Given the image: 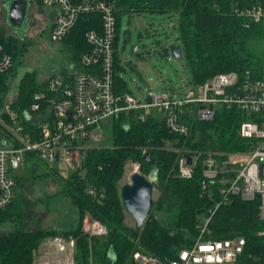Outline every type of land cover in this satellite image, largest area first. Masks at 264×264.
<instances>
[{"label":"trees","instance_id":"trees-1","mask_svg":"<svg viewBox=\"0 0 264 264\" xmlns=\"http://www.w3.org/2000/svg\"><path fill=\"white\" fill-rule=\"evenodd\" d=\"M114 1L119 18L122 11H148L158 14L178 13L179 46L190 71L189 82L201 84L208 78L223 72L249 70L256 75L264 63V26L243 25V18L234 9L246 6L250 0H111ZM97 17H83L64 39L72 56L79 58L88 49L84 33L90 21ZM0 43L11 52L1 39ZM17 46V44H14ZM162 53H169L164 47ZM120 67L118 66L117 69ZM7 75L0 74V92L7 89ZM116 93H122L124 81L117 75L114 79ZM33 73L26 72L19 80L13 107L18 112L29 108L32 96L40 88ZM3 99V98H2ZM0 99V103L2 101ZM139 112L127 111L112 119L111 146L96 147L87 152L80 171L63 177L58 169L47 166L34 156L25 166L32 175L35 166L44 167L46 172L56 175L63 192L78 211L76 227L57 231L54 229H28L24 214L13 209L19 182L29 178H18L17 192L6 218L14 222L15 229L0 233V264H34V251L47 236L62 234L75 240V264H137L132 259L135 251L149 253L161 261L177 256L182 249L192 246L196 239H224L241 235L246 240L243 253L235 264H264V237L257 231L263 227L258 218V199L251 201L233 197L220 205L212 215L219 198L217 184L202 186L204 180L198 166L190 178L176 174V154L162 146L178 140L171 135L162 117L148 115L137 117ZM244 119L235 109H218L215 117L208 121H193L187 145L214 151H236L246 144L238 130ZM126 122V125L124 124ZM182 141V140H180ZM142 147L148 148L157 168L154 186L157 198L140 229L126 223V212L120 199L119 181L126 162H139L140 173L148 175L152 165L144 160ZM93 190L89 193L88 190ZM12 209V210H11ZM157 211L166 213L165 219L156 216ZM100 221L108 228L102 237L88 238L82 224L85 215ZM209 222L202 231L204 219Z\"/></svg>","mask_w":264,"mask_h":264},{"label":"built area","instance_id":"built-area-1","mask_svg":"<svg viewBox=\"0 0 264 264\" xmlns=\"http://www.w3.org/2000/svg\"><path fill=\"white\" fill-rule=\"evenodd\" d=\"M50 9V38L63 42L83 17L91 20L84 33L88 49L78 60L59 75L40 82L29 108L21 112L11 99L0 104V211L16 197L17 175L34 156L47 166H65L73 172L81 170L87 152L96 148L103 138L102 131L112 119L127 111L139 112L137 117L161 115L168 132L178 140L162 148L176 154V174L181 178L193 176L201 167L202 186L217 184L219 198L210 215L233 197L258 199V218L263 227L257 232L264 237V63L259 75L246 70L216 74L201 84L188 81L180 95L150 92L146 102L126 93H116L114 79L118 75L117 7L111 0H40ZM234 13L243 18V25L264 26V0H250ZM13 56L0 43V74L13 70ZM235 109L242 113L238 134L246 144L236 151L203 150L187 145L193 121L212 120L218 109ZM68 113H70L68 115ZM182 140V141H180ZM148 153L142 147V154ZM190 160V161H189ZM129 178L140 173V163L131 162ZM93 193V190H88ZM82 228L88 238L108 234L100 221L85 215ZM204 219L202 231L209 222ZM88 221V220H87ZM59 251H67L65 264H75V240L53 237ZM246 240L241 235L224 239L195 240L190 248L182 249L170 260L140 251L132 255L137 264H221L236 263L243 253ZM47 264V263H35Z\"/></svg>","mask_w":264,"mask_h":264},{"label":"rangeland","instance_id":"rangeland-1","mask_svg":"<svg viewBox=\"0 0 264 264\" xmlns=\"http://www.w3.org/2000/svg\"><path fill=\"white\" fill-rule=\"evenodd\" d=\"M28 1V29L23 30L19 37L8 22L7 8L10 0H0V37L10 47L11 52L17 51L13 70L7 74L5 80L7 89L0 92V99L14 101L19 80L26 72L33 73L36 81L40 83L46 77L59 75L78 60L77 57L72 56L68 42L51 40L50 9L43 6L40 0ZM178 21L179 15L176 12L169 15L148 11L120 12L116 44L120 68L117 74L125 83L124 93L142 103L146 102L150 92L181 94L190 79L186 60L183 55L173 58L170 53H162L164 46H179L178 26L176 29L173 28L175 24L178 25ZM132 44L138 46L134 66L129 56ZM158 116L161 117L160 114ZM124 124L126 125V122ZM102 134L103 138L97 142V146H111V129L109 127L103 129ZM130 164V162L125 164L119 181V192L122 185L130 183ZM46 171L42 166L33 168L34 175L26 167H20L14 171L18 178L29 179L19 182L13 209L17 208L21 214H24L28 229L41 228L57 231L72 229L78 224V211L65 196L61 180ZM58 171L63 177H69L72 173V169L65 166L59 167ZM157 195L154 187L152 198L156 199ZM9 211L10 208L0 214V233L9 232L17 226L6 218ZM156 216L160 219L167 217L163 211H157ZM125 218L127 224L134 226V221L129 214H126ZM87 220H84V223L90 221ZM53 237H60L64 241L69 239L62 234L47 236L34 251V264L66 263L67 251H59L55 242L51 243Z\"/></svg>","mask_w":264,"mask_h":264},{"label":"water","instance_id":"water-1","mask_svg":"<svg viewBox=\"0 0 264 264\" xmlns=\"http://www.w3.org/2000/svg\"><path fill=\"white\" fill-rule=\"evenodd\" d=\"M28 7V0H10L7 8L8 22L13 29L19 32V37L22 35L23 30L28 29ZM137 47V44L130 45L129 56L132 66H134L137 58ZM168 49L173 58H178L182 55L180 46L170 45ZM144 160L152 165L150 173L147 176L138 172L133 173L130 177V183H126L120 188L121 203L125 212L133 219L136 229L141 228L151 210L153 188L157 182L155 161L152 160L149 153L144 155Z\"/></svg>","mask_w":264,"mask_h":264},{"label":"flooded vegetation","instance_id":"flooded-vegetation-1","mask_svg":"<svg viewBox=\"0 0 264 264\" xmlns=\"http://www.w3.org/2000/svg\"><path fill=\"white\" fill-rule=\"evenodd\" d=\"M29 8V7H28ZM27 18H28V15H27ZM27 22H28V19H27ZM29 24V23H28ZM17 34H19V32L15 29H13Z\"/></svg>","mask_w":264,"mask_h":264},{"label":"crops","instance_id":"crops-1","mask_svg":"<svg viewBox=\"0 0 264 264\" xmlns=\"http://www.w3.org/2000/svg\"><path fill=\"white\" fill-rule=\"evenodd\" d=\"M164 47H168V46H164ZM164 47H163V48H164ZM46 78H47V77H46ZM46 78H44V79H42V80L44 81ZM41 82H42V81H41ZM122 93H124V91H123Z\"/></svg>","mask_w":264,"mask_h":264}]
</instances>
